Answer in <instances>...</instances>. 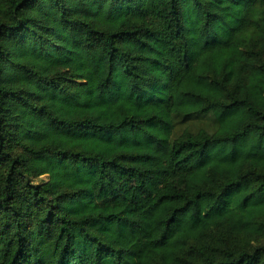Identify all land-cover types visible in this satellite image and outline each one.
<instances>
[{
  "label": "trees",
  "instance_id": "trees-1",
  "mask_svg": "<svg viewBox=\"0 0 264 264\" xmlns=\"http://www.w3.org/2000/svg\"><path fill=\"white\" fill-rule=\"evenodd\" d=\"M0 264H264V0H0Z\"/></svg>",
  "mask_w": 264,
  "mask_h": 264
},
{
  "label": "rangeland",
  "instance_id": "rangeland-1",
  "mask_svg": "<svg viewBox=\"0 0 264 264\" xmlns=\"http://www.w3.org/2000/svg\"><path fill=\"white\" fill-rule=\"evenodd\" d=\"M41 178H46V175H43Z\"/></svg>",
  "mask_w": 264,
  "mask_h": 264
}]
</instances>
